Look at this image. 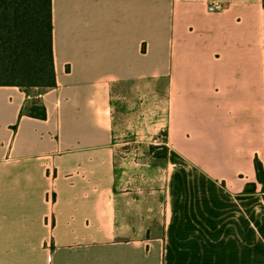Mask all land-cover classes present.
<instances>
[{"label":"crops","instance_id":"0c3cea01","mask_svg":"<svg viewBox=\"0 0 264 264\" xmlns=\"http://www.w3.org/2000/svg\"><path fill=\"white\" fill-rule=\"evenodd\" d=\"M51 1L56 86H0V264H244L264 0Z\"/></svg>","mask_w":264,"mask_h":264},{"label":"trees","instance_id":"16d2710c","mask_svg":"<svg viewBox=\"0 0 264 264\" xmlns=\"http://www.w3.org/2000/svg\"><path fill=\"white\" fill-rule=\"evenodd\" d=\"M51 0H0V86H56ZM29 114L45 119L46 108L32 105ZM257 180L264 192V166L256 158ZM256 185L246 187L255 192Z\"/></svg>","mask_w":264,"mask_h":264},{"label":"rangeland","instance_id":"374dc122","mask_svg":"<svg viewBox=\"0 0 264 264\" xmlns=\"http://www.w3.org/2000/svg\"><path fill=\"white\" fill-rule=\"evenodd\" d=\"M256 192V190H255ZM261 193H263L261 191ZM260 202V213H261V223H260V236H251L250 233L246 230L245 245H244V264H264V194H261ZM256 207V203H255ZM250 235V236H249ZM213 246L225 245L226 240L213 237ZM212 245V242H210ZM209 245L208 251L212 248ZM231 245H236L232 243ZM198 246H196L195 252H198ZM215 251V248H213Z\"/></svg>","mask_w":264,"mask_h":264},{"label":"built area","instance_id":"2783aa9c","mask_svg":"<svg viewBox=\"0 0 264 264\" xmlns=\"http://www.w3.org/2000/svg\"><path fill=\"white\" fill-rule=\"evenodd\" d=\"M225 8V5H223L222 3L219 2H211L208 5V10L212 11V12H217V11H221ZM46 201L47 203H49L50 205H54L56 202V191H55V185L53 182L50 183L47 193H46ZM54 223V219L53 217L47 216L46 217V224L47 225H52Z\"/></svg>","mask_w":264,"mask_h":264}]
</instances>
